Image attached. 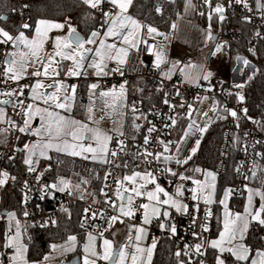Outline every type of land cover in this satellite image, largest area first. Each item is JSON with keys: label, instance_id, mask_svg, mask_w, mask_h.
<instances>
[{"label": "built area", "instance_id": "1", "mask_svg": "<svg viewBox=\"0 0 264 264\" xmlns=\"http://www.w3.org/2000/svg\"><path fill=\"white\" fill-rule=\"evenodd\" d=\"M200 2L203 5V12L209 27L212 26V21L215 18L221 23L217 38L213 42L204 64L205 72L211 73L208 79H201L199 84L190 85L182 81L179 70L190 65L194 55L193 50L183 46H176L171 52V57L178 66L173 76L170 78L160 76L158 69L154 68L151 63V58L156 49V41L151 38L144 39L147 44L143 43L140 62L133 72L129 70L127 63L121 66L110 63L111 70L107 75L97 76L93 71L82 70L78 76L67 79L68 88H71L75 82L76 92L82 99H84L82 85L85 82L93 81L101 87L120 86L121 84L127 87L131 84L133 76L149 79L150 88L161 92L160 103H148L141 98H135L131 101L130 105L134 113L131 115V132L113 136L110 143L106 161L107 167L102 181L103 203L93 201L82 194L78 197V191L69 187H66L64 191H60L56 187L53 188L50 174L53 169L51 162L45 161L41 166L32 167L35 169L34 171H29V167L20 160L19 157L23 151L22 137L37 128L36 124L29 123L30 127L26 132L19 131V128L24 126V120L28 118L26 114L28 112L27 105L34 77L16 81L7 77L5 67L10 43H0V101H9V104L0 103L7 109L5 123L7 135L4 141L0 143V172L8 173L6 183L0 185V193L8 190L14 198L17 197L18 204L23 211L22 217L17 216L22 220L25 227L32 224H54L61 207L73 202H81L83 212L80 224L83 232L102 235L108 231L112 217H118L124 222L135 225L140 224L144 210L141 205L145 204L147 192L153 186L156 187V184L169 194H174L175 187L181 186L184 194L179 196L174 194V196L188 206L187 212H177L175 208L170 207L169 215L163 216V220L161 217L152 216L151 222L146 224L147 239L148 241H155L158 236L166 234L174 243L175 254L180 252V256L186 258L184 264H200L201 261H204V264H215L208 253V243H204L201 248L203 255L197 254L194 249L195 244L208 242L212 220V216L210 219L206 217L208 204L198 199H192L190 179H176L170 175L171 172L167 171L168 165L177 164V158L170 154L176 146L173 131L178 119L181 118L186 120L183 133L196 135L198 127L190 122L189 113L202 98L209 100L216 98L220 113L227 118L216 164V170L219 173L223 172L230 156L235 134L238 130V120L239 118L243 119L240 157L235 166L236 181L229 187L231 190L229 193L236 198L242 197L248 184H254L257 179L264 181V133L243 111L245 107L237 96L242 88L234 87L236 84L246 83L255 71V65L246 57H241L242 62L240 64L237 61L232 63L227 48L228 43L238 40L241 34L240 28L234 23L235 17L254 24L255 38L262 35V31H264V8L258 7L257 0L241 3H237L236 0H209L208 3L205 0H200ZM245 3L247 7H245ZM261 3L264 4V0H261ZM217 5H221L224 9L223 19L220 18V14L214 11ZM97 9L103 12L102 3ZM25 23H28V20H23L21 26ZM218 46H220V51H217ZM44 47L46 48L45 55L49 54L50 42L46 41ZM244 59L250 62L248 66L244 65ZM116 68H119V71H113ZM21 89L23 90L22 94ZM9 92L13 94L11 96L5 95ZM165 100L168 103H165ZM226 110H235L238 118L232 117ZM190 124L193 125L191 129L189 128ZM145 138L148 140L147 144ZM121 141L123 144L120 143ZM165 146H167V150H165ZM112 151H115L116 155H112ZM147 153H152V155H147ZM157 154H159V159L156 158ZM165 157H172V159L166 160ZM121 162L131 163L134 170L148 171L155 178V184H145L142 188V195H135L132 198L129 206L133 211L131 216L119 213L120 199L113 192L117 182V168ZM12 177L15 179L13 180ZM197 206L199 211L196 210ZM3 210L4 208L0 207V225L3 228L0 237V250L3 258H5L7 254L15 251V247L6 246L10 232L7 231V213L3 214ZM25 211L28 213L27 216L24 215ZM193 217L196 218L195 223H193ZM161 224H164L165 227L161 228ZM173 225L176 228L175 234L170 230V226ZM201 225H206L208 231H203ZM258 226L264 225L251 221L248 228ZM193 232L197 235L194 236ZM186 245L189 247L186 248ZM256 249L264 251L262 247ZM96 264H107V261L97 259Z\"/></svg>", "mask_w": 264, "mask_h": 264}, {"label": "snow or ice", "instance_id": "2", "mask_svg": "<svg viewBox=\"0 0 264 264\" xmlns=\"http://www.w3.org/2000/svg\"><path fill=\"white\" fill-rule=\"evenodd\" d=\"M109 2L117 8L119 11H117L114 15L112 13H104L105 16L110 17V27L108 28V31L106 33L107 36H120L122 37V43L123 45H126L127 47H117L115 43L113 44H105L103 41L100 42V47L95 50L94 58L92 59L91 63L88 65L91 68L95 69V75H107L108 73L104 71V69L107 67L108 61H116L118 65H122L126 63V58L129 53V49L131 48H137L139 43L147 44V41L142 39L140 37V29L142 25L134 20L131 16L125 15L127 13V10L129 6L132 4V0H109ZM206 3L209 2V0H205ZM237 3L243 2V0H236ZM83 3L89 5L91 8H97L101 3L102 0H83ZM258 7L264 8V4L261 3V0H257ZM24 7H27L25 5ZM245 7H247V4L245 3ZM159 11V9H157ZM214 11L218 14H220V18L223 19V7L221 5H217L214 9ZM0 19H3V17H0ZM211 19V17H209ZM247 19V18H246ZM22 27L28 28L30 25L27 23L23 24ZM65 27L64 24L61 23H53L46 20H40L37 23L36 27V38L29 40L25 38L23 32L20 33L19 36L13 37L10 35L7 31H5L3 28H0V36L5 37L6 39L4 41H0V43H6L7 41H12L14 39L19 40L23 43L24 47L27 49L25 52H18V53H8V56H11L12 59L7 60L8 67L5 70V75L10 74V79L12 80H19L23 77V75L27 72V68L29 66L28 60L29 57L32 59V64H35L36 61L40 60V52L43 50V46L48 34V31L51 29H63ZM175 27V25H173ZM147 33L151 35L152 33H157V29L153 27L147 28ZM159 34V33H157ZM98 36L97 32H92L91 37L87 40H84L80 37V35L76 32L75 28H72L69 25L68 35L64 37H56L55 39V45H54V55L49 53L47 55V63H43V61H40L42 64L43 72H41L39 69L32 72L33 76L39 77L41 75L49 76L51 74H59L58 68L54 67L57 62L55 61V57L58 56L61 58V60H71L73 62V67L68 69V75L72 76H78L80 74V69L84 67V59L85 54L88 52L93 51L92 49L85 48V44H95L96 40L95 37ZM209 39H212L213 37L209 33L208 36ZM217 51H220V46L217 47ZM16 57H19L17 59ZM155 66L159 67L161 63L164 62L162 53L160 51H157L155 53ZM98 58V59H97ZM237 59H241V57H237ZM243 63L245 66L249 65V61L247 59L243 60ZM176 67V64H173V68ZM189 67V66H186ZM113 71H119V68L113 69ZM182 72H184L185 78L189 80H196L199 79V74H193L191 72H187L184 69H181ZM243 71V70H241ZM121 75L123 73L121 72ZM165 75H168L165 73ZM209 76H211V73H208L207 75L203 76V79H208ZM251 78V77H250ZM56 91L53 93L43 94L38 93L37 90L44 87L43 83L39 80H37L36 84L32 87L33 92V99H42L45 104H49L50 102L55 105L56 108L64 109L66 111L71 110V104L68 103L71 99L74 98L75 94V85L71 86V93L72 95H68V86L56 83L54 82ZM53 84H49L48 87H53ZM244 84H236L234 87L236 88H243ZM91 89H96L98 87L97 84H92ZM61 89L65 90V95L63 97V102H61V97L58 95V93L61 91ZM21 89V94H22ZM124 93V85H120L119 92L113 91V92H102L100 93L103 97H112V102L109 105V107H113L117 104V101L121 100ZM13 93H5V95L11 96ZM177 94H179L177 92ZM239 101L244 100V96L240 93H237ZM9 101L4 100L0 101V103L7 104ZM23 103V102H21ZM165 103H168L167 100H165ZM183 106V105H181ZM27 109L29 110L26 114L28 116L27 119L24 120V126L19 128L20 132H26L29 127V121L33 118L35 115H40V119L42 121L41 128L35 129L33 131V134L35 135H41V129L43 130V133L47 136L48 140L46 143L40 144H34L31 146L30 151L34 154L37 149H39V154L41 156H46L47 150L55 148L58 152H68L70 155H81L82 153H92L93 159H97L98 156L100 159H103L109 152L108 144L112 140V136L108 135L106 132L102 131L100 128H93L89 127L88 124L83 123L81 121L71 119L69 117H65L60 115L58 112L49 111L47 108L41 109L39 107H36L34 111L33 105L29 104L27 105ZM92 109L89 108V113L91 114ZM229 112V114L234 117H237V112L235 110H226ZM245 114H247V109H243ZM3 115V109H0V117ZM207 115V113H205ZM91 119V115L89 116ZM226 118V117H221ZM11 123V122H10ZM173 123L175 121L173 120ZM193 127L192 124L189 125V128L191 129ZM207 128H201L200 131L204 132ZM6 131V130H5ZM151 131V129H150ZM123 135V133H120ZM70 138V140H69ZM54 141H59V143H54ZM84 141H93L95 143V147L92 146V143H88L87 146L83 143ZM123 144V142H120ZM145 143H148L147 138H145ZM199 146V140L196 142V146H194L191 149L192 155H194L197 151V148ZM25 148H29L28 145H25ZM165 150H167V146H165ZM112 155H116L115 151H112ZM147 155H152V153H147ZM87 158V157H85ZM157 159H159V154H157ZM192 158L191 155H189L184 160L176 159L177 164H186L188 160ZM166 160L172 159V157H165ZM25 164H28L29 171H34L35 169L31 167L32 159L29 157L25 160ZM167 171L171 172V175L175 176L177 175L176 172L172 171L171 169H167ZM196 172H200L201 169L196 168L194 169ZM208 176L212 177L213 181L215 180V177L213 173L209 172L207 173ZM137 176H141L140 173H134L133 176H126L124 177L125 180L135 181V178ZM142 179H145L149 183L155 184V178L152 177L150 173L145 174L144 176H141ZM180 178L187 179L183 174H180ZM8 179V173L7 172H0V185H3L6 183V180ZM14 180L15 177H12ZM119 183V182H118ZM193 183L197 185H201V181L194 180ZM60 184L64 187L59 188L60 191H64L65 188L68 185V181L61 179ZM145 185H140V188H133L132 191L135 192L137 196L142 195L140 189L143 188ZM53 188L57 187V185L53 184ZM193 200L197 199L196 189H193ZM231 190H226L224 199L220 201L221 204H224L225 206V212H224V222H223V231L219 234V239L212 240L210 242H202L197 243L194 245L195 252L199 255H203L201 252V248L203 247L204 243H208L209 246L213 249H218L219 253L221 255H218L216 257V264H225L224 259L221 258L223 253L228 252L232 256L235 257L237 262H244L249 260L250 256V249L243 243H234L238 238L239 240L244 239V234L247 232L249 223L251 221H256L260 225H264V218H262V214H264V192L256 191L253 189H249V196H248V205L244 209V213H236L233 214L228 210L226 201L228 199L229 192ZM255 191V194L260 197V200L262 201L259 209L255 210L253 212L252 210V200L253 195L252 193ZM163 192L165 196H168V193L164 192V189L161 188L158 184H156L155 191H149L147 192V197L149 201L155 200L158 204L162 203L165 205H171L176 209L177 212H187L188 206L185 204L180 203L178 200L173 199L172 197H169L168 199L160 200L158 193ZM117 195L119 196V191L117 192ZM176 195H182L181 192V186L177 187ZM122 198V197H121ZM132 198H128V204L131 205ZM212 202L211 197H207L204 199L205 204H210ZM143 209H145L144 213V220L143 222L145 224H149L151 222L148 209L150 207L149 204H143L141 205ZM197 211H199V208L197 206ZM87 211V210H86ZM120 212L125 216H131L133 215V211L131 207L128 208L126 211L124 206L122 205L120 207ZM152 214L153 215H159V209L156 207H152ZM25 216L28 215V213L25 211ZM163 215L167 217L169 213L167 211L163 212ZM211 212H206V217L210 216ZM8 216L10 219H14L15 214L14 213H8ZM118 217H112L111 220L115 221ZM196 218L193 217V223H195ZM17 223V231L16 235L13 237L8 238V244L7 247H15V255L12 256V262L13 264H29V262L25 259V253L27 251V248L25 245L18 243L19 237H20V230H19V221ZM161 228H164L165 225L161 224ZM201 228L203 231H208V228L206 225H201ZM170 230L173 234L176 232L175 226H170ZM137 236L136 241H140L142 239V236L140 234L145 233L144 228H138L137 229ZM193 235H197L195 232H193ZM95 237L89 233L88 240L89 244L85 245V252L90 253L92 257H96L97 259L104 260L110 262V264H128V261L130 259L131 264H144L143 262V254L147 253V261L148 264L151 262L152 257V251L155 248L156 244L155 241L153 244L148 247L147 249L141 248L139 244L135 247V252L129 253L125 249L128 247L127 245L123 247H119V250L114 249L113 242L105 239L103 241V253L100 254L96 251L94 247V241ZM131 239V238H130ZM76 241L75 236H69L68 237V244L74 245ZM68 244L64 246H57L52 245V249L55 250L57 247H63L65 251H71L73 250L71 247L68 246ZM188 248L189 246H185ZM177 256H180V252L176 253ZM50 257L45 256L44 260L47 261ZM83 264H96V259H89L88 256L84 257ZM200 264H204V261H201ZM251 264H264V251H257L256 252V258H253L251 260Z\"/></svg>", "mask_w": 264, "mask_h": 264}, {"label": "rangeland", "instance_id": "3", "mask_svg": "<svg viewBox=\"0 0 264 264\" xmlns=\"http://www.w3.org/2000/svg\"><path fill=\"white\" fill-rule=\"evenodd\" d=\"M243 1L246 2L248 0H243ZM173 7H174V8H172L173 10L169 11V13H171L169 19L163 21V23H161V25H159V26L152 24V23H149V22H141L143 30L146 32L147 38L155 39L156 42L159 44V51L162 53V57L164 60L163 63L167 62L166 65H163V63H161L159 67H156L155 61H154L152 66L154 68L158 69L160 76L170 78L173 76V74L176 72V70L178 68L176 62L171 57V52H172L173 48L176 46H183V47L189 48V49L195 51L196 54L192 58L191 64L188 65L189 67L184 66L181 69H184L185 71L191 72L193 74H199L200 78L196 79V80L186 79L184 72H182L181 69L179 70V74H180L181 79L184 83L189 84V85L190 84H199L201 82V79H203V76L207 75V73L204 70V64H205L206 59H207L206 57L210 52V48L213 44V42H211V40L208 38L209 33L211 34V32L207 26L202 25L200 23V21L196 20V18L194 16L193 5H192L191 0H176ZM103 16H104V20L107 23V21H108L107 18H109V17L105 16V15H103ZM23 20L24 19L21 18L19 20V24L23 23ZM40 20H46V19L37 20L35 22L33 28H32V31L29 30V27L24 28L22 26L20 28L18 27V29L15 31H11L9 29L4 28L1 24H0V28H3L10 35H12L14 38L19 36L20 33L23 32L25 38L32 40V39L36 38V27H37L38 21H40ZM46 21H50L53 23H61V24L65 25V27L63 29L53 28L50 31H48L46 40L53 43V51L51 54L54 55V52H55L54 45H55L56 37L67 36L68 30H69V25L71 27H72V25L68 22H60V21H56V20H46ZM173 25H175V27H173ZM149 26L157 29V33H159V34L152 33L151 35H149L147 33V28ZM145 27H147L146 30H145ZM93 32H97L98 36L94 38L96 40L95 44H85V46H84L85 48L93 50V51L85 54L86 57L83 61L84 67H85L86 61L90 58V55L96 49H98V44L100 43L99 40L102 37L101 36L102 34L98 30H95ZM91 34H92V32L90 34H88L87 36L83 37V39L84 40L89 39L91 37ZM5 39H6L5 37L0 36V41H4ZM8 42L10 43L8 53H18V52L27 51V49L24 47L23 43L19 40L14 39L12 41H7L6 43H8ZM113 42L116 44V41H113ZM17 59H19V57ZM29 60H30V57H29ZM29 60H28V64H29ZM40 61H43V63H47V56L45 55V52L43 50L40 52V60L36 61L35 65H34L35 67L40 68V71L43 72L42 64ZM55 61L57 63L53 66L58 68L59 74H50V77L47 76L51 80L48 79L49 81L46 82L44 87L37 90L38 93L48 94V93L55 92L56 91L55 86L48 87L49 84H54V82L67 86L65 78H66V76L67 77L71 76V75H68V69L73 67V62L71 60H61V58L58 56L55 57ZM65 61L68 62L69 67L67 68V70L65 72L66 76H62L60 71H59V67H60V64L62 62H65ZM234 61L235 62L237 61V63L240 64L242 62V59L238 60L236 58H232L231 62L233 63ZM112 62L113 61H108L107 64L110 65V63H112ZM115 63L117 64L116 61H115ZM129 63H130V66H132L133 68H136V66L138 64V59H137L136 53L132 54V56L129 60ZM174 63L176 64L175 68H173ZM89 64H90V62H88L85 71L91 70L90 67L88 66ZM7 67H8V64L6 63L5 70ZM82 69H80V70L82 71ZM165 73H167L168 75H165ZM6 76L10 77V74H8ZM40 77H46V76L41 75ZM74 85H75V82H74ZM91 85H92V83H90L88 87L82 86V88L84 90V99H82V97L76 92V89H75L74 98L71 99L70 101H68V103L71 104V110L70 111H66L64 109L56 108L55 105L51 102L49 104H45L42 99H35L34 100L32 98L33 97L32 90H31V95H30L28 105L29 104L33 105L32 111H34V109L36 107H39L41 109L47 108L49 111L58 112L62 116L69 117L71 119H75V120L81 121L83 123H86L89 125V127L100 128L102 131L106 132L108 135L112 136V138H113V136H115V135L120 136L121 132L123 134H125L126 130H127V132L130 131V126H131L130 115L134 114L132 111L131 105H130V99L134 96H138V98L150 97L154 92L152 89H146L148 91L143 92V90H142V92H143L142 93V92H138V91L134 90L132 85L127 86V87L124 86V93H123L122 99L117 101V104L115 106L109 107V105L112 102V97L111 96L103 97L100 95V93H102V92H113V91L119 92L120 86H111V87L99 86L96 89H91V87H90ZM239 93L241 94V92H239ZM65 94L66 93H65L64 89H61V91L58 93V95L61 97V102H63V97ZM67 94L72 95L71 88H68ZM89 108L92 109L91 114L89 113ZM0 109H3V115H2V117H0V143H2L4 141V138L7 135V130L5 128L7 109L1 105H0ZM205 113H207V115H205ZM217 113H218L217 99L212 98L211 100H209L208 98H202L195 105L194 109L188 115L190 122L198 125L197 134L195 136H191L190 134H186V133L184 135H182L176 141V146H175V148H173V150L170 154L173 157H179L177 159H180V160L185 159L189 155H191L192 154L191 149L194 146H196L197 140L200 141L202 135L205 133V131L201 132L200 129L205 128V127L207 128L211 119ZM90 115L92 117L91 119L89 118ZM128 117H129V119L127 121ZM33 118L38 119V125H37L38 127L36 129L41 128L42 121L40 119V115H35V116H33ZM174 132L175 131H173V134H174ZM47 140H48V138L43 133L42 129H41V135H35V134H33V132L30 134H26L25 137H22V139H21V144H22V148H23L22 157L24 159V162L26 159L31 157V159H32L31 167L35 166V163H37L38 161L40 162L41 160H46V159H48V161H50L51 163L55 164V166L58 170L56 172L55 177H52L51 184L57 185V187H56L57 189L64 187L63 185L60 184L61 179L68 181L67 187L72 188L74 190L78 189V184H80V182L78 183V179L81 176L80 164L84 160H90V161H94V162L97 161V162H103L104 163L107 161V158H108V154L103 159H100L99 156L97 159H93L92 153H82L81 155H70L68 152H58L55 150V148L48 149L46 156H41L39 154V149H37L34 154L30 151L32 145L37 144V143L43 144V143H46ZM69 140H70V138H69ZM110 142L108 144L109 149H110ZM54 143H59V141H54ZM83 143L85 144V146H87L88 143H92V146L95 147V143L93 141H84ZM25 145H28L29 148H25ZM85 157H88V158H85ZM26 165L28 167H30L28 164H26ZM129 165L131 166V163ZM122 167L123 166L120 163V165L117 168V182L113 188L114 194L117 195L118 191L121 192V191L132 190L133 188H140V185H145V184L149 183L145 179L141 178V176H144L145 174L149 173L148 171H137V170H134L133 168L132 169H130V168L122 169ZM168 168L171 169L172 171L175 170V172L177 173V175H175L174 178L180 179V174H183L185 177H187V179H190V181L192 183V189H191L192 195L194 194L192 190L196 189L195 194L196 195L198 194L201 196L200 197L201 199H199V200L204 202L205 198H207L209 196L211 197L212 202L210 204H208V206H207V212H209V211L211 212V215L207 216L208 219H210V217L213 215V205L212 204L218 203L219 208H220V215H221V230L219 232L223 231L225 206H224V204H221L220 201L224 199L225 191L229 190V187H225L220 191L218 190V188H217L218 173L215 170H209V169L203 170V169H201L200 172H196L195 174H192V175H187L182 170H178V169L176 170L175 166L168 165ZM178 168H179V166H178ZM209 172L213 173V175L215 177L214 181H213L212 177L207 175V173H209ZM134 173H140L141 174V176H137L135 178L134 182L124 179V177H126V176H133ZM102 179H103V177H102ZM194 180L201 181V185H197V184L193 183ZM176 187H175L174 194H176V192H177ZM100 188H101V193H102V187H100ZM153 188H154L153 191H155V186H153ZM141 189H140V191H141ZM249 189L264 192V181L257 179V181L254 184H248L246 186L241 207L231 206L230 201H231L232 197H234V196H232L229 193L226 204H227L228 210L231 213H233V214H236V213L243 214L244 213V209L248 205V196H249L248 190ZM181 191H182V189H181ZM164 192L168 193L165 189H164ZM174 194L168 193V196L164 195V199H168L169 197L176 199ZM183 194L184 193L182 192V195ZM102 195H103V193H102ZM252 195H253L252 210H253V212H255V210L259 209L262 201L260 200V197L255 194V191L252 193ZM1 196H2V194L0 193V202H1ZM148 202H150V201H148ZM153 203H157V202H155V200H153L152 202L149 203L150 207L147 210L149 214L152 213V207H156V206H154L156 204H153ZM167 206L168 205L160 203L159 206L157 205L156 208H158L159 211H160V208L161 209L166 208L164 210V212L168 211V213H169V208ZM8 213H14L15 214L14 219H10L8 216ZM159 216H161V215H159ZM262 216H264V214H262ZM6 219H7V225H8L7 231L10 232V237H13L16 235V231H17V223L16 222L19 221L20 237H19L18 243H21V244L26 246L27 242H28V235H27L26 230H25V225L23 224L22 220L17 216L14 209L8 210V212L6 214ZM161 219L163 220V217H161ZM219 232H218V235L220 234ZM4 245H5V243H4ZM51 246L52 245H50V249L45 254V256H48V257L51 256L52 251H53ZM68 246H70V244H68ZM94 247L96 249V244H94ZM0 248H1V246H0ZM96 251H97V249H96ZM82 254L85 255L88 253L83 251ZM13 255H15V254L7 255L3 259L1 256V250H0V264H13L12 259H11ZM44 257L40 260L29 261V260H27L26 253H25V259L29 262V264H57V263H60L61 261H64V260H61L59 258H52L53 256L50 257L49 260L45 261ZM179 264H184V263L179 262Z\"/></svg>", "mask_w": 264, "mask_h": 264}, {"label": "trees", "instance_id": "4", "mask_svg": "<svg viewBox=\"0 0 264 264\" xmlns=\"http://www.w3.org/2000/svg\"><path fill=\"white\" fill-rule=\"evenodd\" d=\"M174 3L165 0H135L130 11L142 22H149L159 26L163 21L169 19L171 14L169 11L173 10ZM155 4L160 5L159 12L156 10ZM25 5H27V7H24ZM193 7L196 20L209 28L211 36L214 33L218 34L221 25L219 20L215 18L212 21V26L209 27L200 0H193ZM102 9V11L105 10V2H102ZM2 15H6V19H0V24L11 31L17 30L18 27L20 28L21 24H19V20L21 18L28 20V24L30 25L29 30H32L35 22L39 19L68 22L72 25V28H75L83 37L105 25L103 12L99 11L97 8H91L89 5L83 3V0H0V17H2ZM234 23L240 28L241 34L238 40L228 43L227 45L230 60L237 56L246 57L255 65V71L251 74V78H248L244 84L245 86L240 90L241 94L244 96V100L240 102L245 109H247L248 118L255 123L262 133H264V31H262V35L259 38H255L256 29L252 22L243 21L239 17H235ZM210 40L214 42L212 39ZM193 53L194 57L196 52L193 51ZM136 55L139 63L140 54L138 53ZM132 68L130 70L131 72L135 69ZM132 84H134V90L138 92H142V90L143 92H147L148 90L146 89H151L150 81L147 78L133 76L131 85ZM135 98H138V96L132 97L130 103ZM141 99L148 103H160L161 92L154 91L150 97H141ZM220 112V108H218V113L212 118L211 124L207 127V130L199 141L196 153L194 155L191 154L192 158L188 160L186 164H181L178 170L184 171L187 175L195 174L196 171H194V169L196 168L215 170L217 172L216 164L219 157L222 136L227 123V118H221L225 116ZM128 119L129 117L127 121ZM185 124V119H178L174 127L175 138L180 137ZM242 137L243 119L239 118L238 130L235 134L226 166L223 172H217V188L219 191L225 187H230L236 181L235 166L240 157ZM45 161H48V159L41 160L38 165H43ZM121 164L123 166L122 169H132L129 165L130 163L121 162ZM52 166L53 169L50 174L51 177H55L58 169L53 163ZM80 166L81 176L78 179V183L80 182V184H78V189L75 190L93 201L103 203L104 199L100 187H102V177H104L107 162L84 160ZM2 195V207L7 210L14 209L16 214L22 217L23 211L18 204L17 197L14 198L8 190H4ZM243 196L239 198L232 197L230 201L231 206L241 207ZM212 205L213 215L208 242L209 239L216 236L221 229L219 205L218 203ZM82 212V203L73 202L58 210V218L54 224H32L26 226L25 230L28 235V242L26 245L27 260L36 261L42 259L49 251L51 243L66 240L71 235H75L77 239L81 241L85 235L80 224ZM2 231L3 228L0 225V237ZM244 241L251 249L257 247L264 248V226L248 228L244 236ZM155 244L156 246L150 264H179V262L184 263L186 261L185 257L175 254L174 243L168 235L158 236L155 239ZM243 264H248V262L245 261Z\"/></svg>", "mask_w": 264, "mask_h": 264}, {"label": "crops", "instance_id": "5", "mask_svg": "<svg viewBox=\"0 0 264 264\" xmlns=\"http://www.w3.org/2000/svg\"><path fill=\"white\" fill-rule=\"evenodd\" d=\"M165 1H172L173 3L176 1V0H165ZM102 2H105V10L103 11V15H104V13H112L113 15L117 12V11H119L117 8H115L110 2H109V0H102ZM135 2V0H132V4L129 6V8H128V10H127V13H125V15H128V16H131L134 20H136V21H138L140 24H141V20H139L137 17H135L132 13H131V11H130V9H131V7H132V5H133V3ZM191 2H192V5H193V0H191ZM155 7H156V10L157 9H159V11H160V5L159 4H155ZM194 8V7H193ZM158 11V10H157ZM158 11V12H159ZM193 12H194V10H193ZM104 17V16H103ZM46 20H51V19H46ZM107 23H106V21H105V25L102 27V28H100V29H97L102 35V37H101V39L99 40V42H101V41H103L105 44H113L114 42L113 41H116V44H117V47H127L126 45H123V43H122V37H120V36H107L106 35V33H107V31H108V28L111 26L110 25V17L109 18H107ZM57 21V20H56ZM142 25V24H141ZM146 28L147 27H145V30H146ZM32 31V30H31ZM30 31V32H31ZM52 33V32H51ZM140 37L142 38V39H145V38H147V36H146V32L143 30V27H141V29H140ZM155 40V39H154ZM46 41H48V40H45V42ZM156 41V40H155ZM50 45H51V48H50V52L49 53H52V51H53V43L52 42H50ZM142 45H143V43H139L138 44V47L137 48H131V49H129V53H128V56H127V58H126V63L128 64V66H129V70H131V68L132 67H130V63H129V60H130V58H131V56H132V54L133 53H136V54H140L141 53V49H142ZM100 47V43L98 44V48ZM43 51L46 53V48L43 46ZM157 51H159V44L156 42V49H155V53L157 52ZM94 55H95V51L90 55V58L86 61V63H85V67L82 69V70H84L85 71V69H86V67H87V64H88V62H90L91 63V61H92V59L94 58ZM86 57V56H85ZM18 58V57H17ZM10 59H12V57L10 56ZM32 59L33 58H31L30 57V60H29V66H28V68H27V72L23 75V77L21 78V79H23V78H27V77H34V83H33V86L36 84V82H37V80H39V81H41L42 83H43V85H45L46 84V82H48L49 80H51V79H49V77H50V75H49V77H36V76H33L32 75V72L33 71H35V70H37V69H39L40 70V68H37V67H35L34 65L35 64H32ZM98 59V58H97ZM155 59H156V57H155V54H154V56L151 58V63L153 64V62L155 61ZM112 63H114L116 66H121V65H118V64H116L115 63V61H113ZM126 63H124V64H126ZM124 64H122V65H124ZM167 64V62H165V63H163V65H166ZM69 67V65H68V62L67 61H65V62H62L61 64H60V67H59V71H60V73H61V75L62 76H66L65 75V72H66V70H67V68ZM90 71H93V72H95V69L94 68H91L90 67ZM133 69V68H132ZM110 67H109V65L107 64V67L104 69V71L105 72H107V73H109L110 72ZM79 71H81V70H79ZM51 74V73H50ZM103 75V74H102ZM73 78V77H75V76H70V77H67L66 76V78H65V80H66V83H67V79L68 78ZM49 79V80H48ZM12 80V79H11ZM20 80V79H19ZM13 81H16V80H13ZM53 81V80H52ZM90 83H92V84H97L96 82H93V81H89V82H85V83H83V85L82 86H85V87H88L89 86V84ZM54 85V84H53ZM98 85V84H97ZM131 85V84H130ZM129 85V86H130ZM32 86V87H33ZM55 86V85H54ZM132 86H134V84H132ZM98 87H99V85H98ZM76 89V88H75ZM31 90H32V88H31ZM30 95H31V91H30ZM29 99H30V96H29ZM29 123H34V124H36V126L38 125V119L37 118H32L30 121H29ZM210 124V123H209ZM209 126V125H208ZM38 127V126H37ZM197 127H198V125H197ZM30 133H32V132H30ZM30 133H26V134H30ZM25 134V135H26ZM185 133H183V131H182V134L180 135V137L182 136V135H184ZM186 134H190L191 136H195V135H193V134H191V133H186ZM25 135L23 136V137H25ZM179 137V138H180ZM179 138H175L176 139V141L179 139ZM111 143V142H110ZM20 160L23 162V164L25 165V166H27L26 164H25V162H24V159H23V157H22V154H20ZM88 158V157H87ZM175 158H179V157H175ZM181 160H184V159H181ZM38 163H39V161L37 162V163H35V166H33V167H38L39 165H38ZM171 166H175L176 168V170L178 169V166H180V164H170ZM28 167V166H27ZM174 172H175V170H174ZM171 175V174H170ZM171 176H173V175H171ZM153 187L151 188V190L150 191H153ZM141 192H142V189H141ZM182 192V191H181ZM120 193V195L118 196L119 197V199H120V204H119V206H118V211H119V213H121L120 212V207L123 205L124 206V208H125V210L127 211L128 210V208H129V204H128V198L129 197H131V198H133L136 194H135V192H133L132 190H127V191H121V192H119ZM1 194H3V192H1ZM158 196H159V198H160V200L162 201V200H164V193L163 192H161V193H158ZM122 197V198H121ZM201 196L200 195H198L197 194V199L199 200V199H201L200 198ZM2 200H3V195L1 196V202H0V207L2 208ZM176 200H178L180 203H182V204H184L180 199H178V198H176ZM149 200H148V197H147V195H146V202H145V204H149L150 202H152V201H150V202H148ZM156 202V201H155ZM153 204H156V205H154V206H156L157 207V205L159 206V204L158 203H153ZM150 205V204H149ZM163 206V205H162ZM168 208H170V207H172L171 205H168L167 206ZM167 208V209H168ZM174 208V207H173ZM166 208H160V211H159V215H161V216H159V215H153L152 213H150L149 214V217L151 218L152 216H157V217H163L164 215H163V212H164V210H165ZM4 210H7L6 208H4ZM145 209L143 210V214H142V217H141V223L140 224H138V225H135V224H133V223H129V222H124V221H122V220H120V219H117V220H115V221H112L111 220V223H110V227H109V229H108V231L107 232H105L104 234H102V235H96V234H92L96 239H95V241H94V244H96V249H97V251H98V253H100V254H102L103 253V241L105 240V239H108V240H110V241H112L113 242V247L114 248H117L118 250H119V247H123V246H125V245H127L128 247L125 249L127 252H129V253H133V252H135V247H136V245L137 244H139V246L141 247V248H145V249H147L148 247H150L152 244H153V242L154 241H148V239H147V228H146V224L143 222V220H144V213H145ZM7 212H8V210H7ZM168 212V211H167ZM122 214V213H121ZM144 228L145 229V233H142V234H140L141 236H142V239L140 240V241H136V236H137V229L138 228ZM221 230V229H220ZM220 233V232H219ZM246 234V233H245ZM245 234H244V236H245ZM88 235H89V233H85V235H84V237H83V239L81 240V241H79L78 239H77V237L75 236V235H72V236H75L76 237V241H75V244L74 245H71L70 244V246L69 247H71L73 250H71V251H65L64 250V248L63 247H57L55 250H53L52 251V254H51V256L50 257H52V258H59V259H61V260H69V259H71V258H73V257H79L80 258V262H79V264H83V261H84V257L85 256H88L89 257V259H96L97 260V258L96 257H92L89 253L88 254H85V255H83L82 253H83V251H85V245H87V244H89V240H88ZM131 238V239H130ZM217 239H219V235L217 234L216 236H214V237H211L210 239H209V242L210 241H212V240H217ZM234 243H243V244H245L246 245V243H245V241H244V239L243 240H239V238L236 240V241H234ZM66 244H68V238L66 239V240H63V241H58V242H53V243H51V245H57V246H64V245H66ZM209 245V244H208ZM247 247H249L248 245H246ZM249 249L251 250L250 251V256H249V260L247 261L248 262V264H251V260L253 259V258H256V252L259 250V249H256V248H253V249H251L250 247H249ZM260 251V250H259ZM153 252H154V249H153V251H152V255H153ZM10 254H15V251L14 252H12V253H9V254H7V255H10ZM83 255V256H82ZM209 255H210V257L214 260V262H215V264H216V257L218 256V255H221L220 253H219V250L218 249H213V248H211L210 246H209ZM1 256H2V254H1ZM2 258H3V256H2ZM152 258V257H151ZM221 258L222 259H224V261H225V264H243V262H237L236 261V259H235V257L234 256H232L230 253H228V252H225V253H223V255L221 256ZM4 259V258H3ZM49 260V259H48ZM231 260V261H230ZM143 262H144V264H148V261H147V253L145 252L144 254H143ZM245 262V261H244ZM128 264H131V262H130V259H129V261H128Z\"/></svg>", "mask_w": 264, "mask_h": 264}, {"label": "water", "instance_id": "6", "mask_svg": "<svg viewBox=\"0 0 264 264\" xmlns=\"http://www.w3.org/2000/svg\"><path fill=\"white\" fill-rule=\"evenodd\" d=\"M2 17H3V19L2 20H4V19H6V15H2ZM77 32V31H76ZM79 35H80V37L83 39V36L79 33V32H77ZM212 40L213 41H215V39L217 38V34H213L212 35ZM7 60H10V56H7V58H6V62H7ZM7 104H9V102L7 103ZM77 196L78 197H80L81 196V193L80 192H78L77 193ZM2 213L3 214H6L7 213V210H3L2 211ZM116 250H118L117 248H115ZM79 262H80V258L79 257H73V258H71V259H69V260H64V261H61L60 263H57V264H79ZM107 264H110V262H108L107 261Z\"/></svg>", "mask_w": 264, "mask_h": 264}]
</instances>
